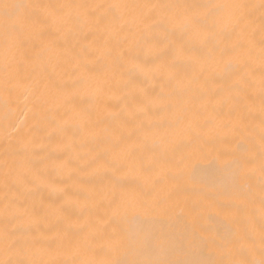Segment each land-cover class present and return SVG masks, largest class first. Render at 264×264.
Returning <instances> with one entry per match:
<instances>
[{
	"label": "snow or ice",
	"instance_id": "snow-or-ice-1",
	"mask_svg": "<svg viewBox=\"0 0 264 264\" xmlns=\"http://www.w3.org/2000/svg\"><path fill=\"white\" fill-rule=\"evenodd\" d=\"M0 95V264H264V0H0Z\"/></svg>",
	"mask_w": 264,
	"mask_h": 264
},
{
	"label": "bare ground",
	"instance_id": "bare-ground-1",
	"mask_svg": "<svg viewBox=\"0 0 264 264\" xmlns=\"http://www.w3.org/2000/svg\"><path fill=\"white\" fill-rule=\"evenodd\" d=\"M256 3L259 0H255ZM145 87H151V84H145ZM159 91V89H156ZM61 103V101L53 97L51 106L55 107ZM35 124L33 118L32 104L30 101H26L21 95L19 98H14L13 102L6 109L4 104V98L0 95V154L3 153V149L8 139L29 137V129ZM19 129V131H16ZM43 139V137H41ZM67 158L68 154H64ZM54 175V174H53ZM59 179V178H58ZM42 194L47 196V192L42 190Z\"/></svg>",
	"mask_w": 264,
	"mask_h": 264
}]
</instances>
